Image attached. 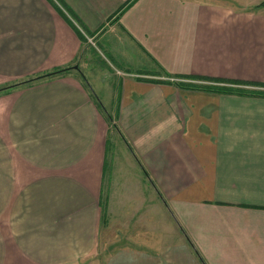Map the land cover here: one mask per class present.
I'll return each mask as SVG.
<instances>
[{"label":"crops","instance_id":"obj_1","mask_svg":"<svg viewBox=\"0 0 264 264\" xmlns=\"http://www.w3.org/2000/svg\"><path fill=\"white\" fill-rule=\"evenodd\" d=\"M129 1L0 0V264H76L104 216V264H264V95L200 86L264 85V0ZM90 48L120 74L112 115L111 83L75 76ZM108 179L154 202L106 215Z\"/></svg>","mask_w":264,"mask_h":264},{"label":"rangeland","instance_id":"obj_2","mask_svg":"<svg viewBox=\"0 0 264 264\" xmlns=\"http://www.w3.org/2000/svg\"><path fill=\"white\" fill-rule=\"evenodd\" d=\"M264 4V1H262L261 3H259L257 6H260ZM93 47V45H91ZM91 49V48H90ZM91 57H92V62H93V66L90 67L89 69H84L81 70V72L79 73H75V76L81 81V83L83 85H87V78H93L95 80H100L102 81L105 85L107 82L111 83V87H105L102 89L101 92H97L100 95L101 100L98 98L97 103L99 105V110L101 112H103V114L105 113L104 110H106V112L110 115L113 114V110L112 108H114V106L112 105V100H114L115 98V93H116V89L113 86L114 83L117 82V80L119 79V75L116 70L108 64V62L102 57V55H100V53L95 49L92 48L91 51ZM48 72L46 71H40V72H36L33 73L31 75H29L26 78L23 79H19V81H25V84L31 83V82H35L38 81L40 79H44V78H48L49 76L47 75ZM113 82V84H112ZM88 89V88H87ZM111 94V104H109L108 102H110V99L108 97V95ZM95 99V97H94ZM105 115V114H104ZM115 135L113 133V131L111 132V139L114 143V145L116 146V149L119 151V145H120V140H116L115 139ZM140 185L141 187V192H143L144 194L146 193H151V187L149 182L147 181V179H108V189L103 192L101 194V196L104 195L106 196V201H107V195L109 198L110 202V206L107 205V202L105 203V200H103L104 203V207L103 210L105 211L104 214H106V211H109V209L112 208L113 212H116L119 210L120 208H127V206L132 205V207H135L137 205V203L139 202L141 204V206H144V202H154L153 199H148V201L144 198L138 201L137 199H131V200H119L118 198L120 197V195L122 194H126V195H133L136 194L138 192L137 187ZM102 198V199H103ZM111 198V200H110ZM101 199V198H100ZM105 199V198H104ZM119 202V204H118ZM109 203V202H108ZM166 207L165 202L162 201L160 198L158 199V207L160 210V207ZM143 211V210H142ZM145 212V211H143ZM164 213V212H163ZM107 215V214H106ZM104 216V215H103ZM160 217V216H159ZM167 217H169L172 221V224L176 223V221L169 215H167ZM111 218H107V216L105 217H101L100 219V223H99V234H98V242H97V248L95 249V251L89 255L88 257H86L85 259H83L82 261H79L76 264H104L106 256L108 254V252L112 249V245H113V240L111 239L112 233L111 232ZM172 228L174 226H171ZM178 234V233H176Z\"/></svg>","mask_w":264,"mask_h":264},{"label":"trees","instance_id":"obj_3","mask_svg":"<svg viewBox=\"0 0 264 264\" xmlns=\"http://www.w3.org/2000/svg\"><path fill=\"white\" fill-rule=\"evenodd\" d=\"M133 0H130L127 5H129ZM57 10L68 19V21L73 25L79 36L83 39V35L79 31V29L75 26L73 21L67 16L63 9L58 5L54 4ZM67 11V9H65ZM68 12V11H67ZM69 13V12H68ZM70 14V13H69ZM72 16V15H71ZM79 24V23H78ZM80 25V24H79ZM83 27V26H82ZM84 28V27H83ZM54 73L48 72L47 75L50 77ZM191 79H201L196 75H190ZM162 81V79H157ZM201 80H206V84L201 83L202 88L211 89L214 91H225V92H235V93H242V94H257V95H264V85H260L257 82H250V81H243V80H230L224 78H205ZM25 84V83H24Z\"/></svg>","mask_w":264,"mask_h":264},{"label":"built area","instance_id":"obj_4","mask_svg":"<svg viewBox=\"0 0 264 264\" xmlns=\"http://www.w3.org/2000/svg\"><path fill=\"white\" fill-rule=\"evenodd\" d=\"M55 2H57V0H55ZM63 9V7H62ZM64 12L68 15V17L73 21V23L75 24V26L79 29V31L81 32V34L83 35L85 41L93 46H95V42H94V36L89 34L81 25H79L77 23L76 20H74L65 9H63Z\"/></svg>","mask_w":264,"mask_h":264}]
</instances>
